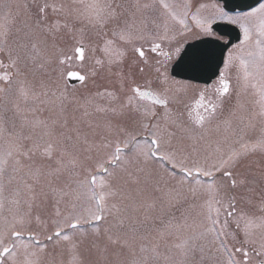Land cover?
<instances>
[{"label":"snow or ice","instance_id":"1","mask_svg":"<svg viewBox=\"0 0 264 264\" xmlns=\"http://www.w3.org/2000/svg\"><path fill=\"white\" fill-rule=\"evenodd\" d=\"M221 22L243 33L225 67L238 61L241 92L256 99L246 113L238 98L214 123L229 81L221 74L216 100L201 91L181 111L176 93L188 86L174 92L170 65L188 55L194 29L220 39ZM86 28L103 40L91 75L105 71L119 87L80 100L69 82L88 77L65 66L84 61ZM65 37L73 56L58 43ZM146 72L154 79L138 83ZM45 110L53 115L40 118ZM257 118L264 123V3L230 15L219 3L0 0V264H56L43 241L76 264H264V196L253 204L264 172L240 170L264 152V134L245 139ZM50 200L51 232L34 214Z\"/></svg>","mask_w":264,"mask_h":264},{"label":"rangeland","instance_id":"2","mask_svg":"<svg viewBox=\"0 0 264 264\" xmlns=\"http://www.w3.org/2000/svg\"><path fill=\"white\" fill-rule=\"evenodd\" d=\"M19 2H22V0H19ZM172 2H175L178 4L184 3V2H190L192 4V10L193 11H195L196 8H198L201 4L211 5L213 3H217L215 0H172ZM262 3H264V1ZM258 6H256V7H258ZM210 10L211 9H208V11H210ZM251 10H249V11H251ZM249 11H246V12H249ZM237 13H243V12H235V13L229 12L230 15H235ZM91 32H92V34H94L93 30H91ZM198 37H201V36H198L196 34L195 29H194V31L188 35V38L185 40V42L192 41ZM242 39H243V33H242L241 40ZM240 41L238 43H236L235 45H233L230 48V50L228 51L227 62H228L229 53L237 54L235 46L238 45L240 43ZM102 42H103V40L100 38L98 39V42L97 41H91L90 44H91L92 48H90V50L92 51L93 49H96V43L98 46H100V43H102ZM96 58H100V55H98L97 57H95V55H93L90 57V59L87 60L88 79L83 84L78 85L77 87H69V90L73 91V94L76 96L77 99L83 100L84 98L89 97L98 91H104L105 89L112 90L114 88L118 89V87H119V85L115 81V77L109 76L108 73L105 71H97V74L95 76L91 75V73L97 69V66L94 63V60ZM227 70L229 71V73H228L229 78L233 82L232 89H231L232 90L231 96L229 98V101L226 103L227 107H229V108L227 109V111H225L220 116V118H216V121H214V123L220 122V121H223V120L229 118L230 110L236 104V101L238 98L240 99L241 103L244 105L246 113L253 111V109L255 107L254 101H255L256 97H253L251 94L245 95L241 92L242 81L240 79L241 74L239 73V70H238V61H236L233 65L227 67ZM172 80H174L176 82V83L170 85L172 87V89L174 90V92L177 89H181L183 86H188L187 91H180V92L176 93L182 101V103L176 107L179 110L184 111L185 110L184 105H186V103H188L187 105H191L197 99L196 94L198 92V89H200V87H198L194 84H191L189 82H186V81H182V80L178 81L173 77H172ZM99 103L106 104L107 101L106 100H99ZM71 108H72V106L69 107V111H71ZM78 114L79 113H77V115ZM37 115L40 116V118H49L53 115V113H51L48 110H45L41 113H38ZM253 124H254V127L247 129V135L245 136L246 140L254 141L255 139L259 138L262 134H264V123H262L259 118L254 120ZM251 158H253V159L256 158L258 160V162L255 161V165H257L258 163H264V152L257 150L255 152L250 153V155L246 159H251ZM92 163H93V161L87 162L88 166H91ZM247 165L248 164L242 165L240 168H244L245 170H250L247 167ZM255 165H254V167H255ZM120 182L122 183L123 181L121 180ZM186 206L187 205H184V207H186ZM172 211L176 212V214L179 215V212L176 211L175 209H173ZM34 214H39L41 217V220L46 222V227H47V230L49 232H51L53 230L54 225L52 224V220L55 217H54V209L52 207L51 200L46 205H43L37 209H34ZM155 215H159V208L157 209V212L155 213ZM193 215H195V213H193ZM164 218L167 219V216H165ZM85 227L88 228L89 231L91 230L90 225H86ZM39 228H40V226L34 225V230L38 231ZM41 240L43 241V236H41ZM43 242L49 244L48 251L51 253L52 258L56 261V264H60L61 261H64L65 264H68V262H71V264H76V261L72 257H70L66 252L62 253L59 248L53 249L51 242H47V241H43ZM95 256H96V253L94 251L86 253L87 259H95Z\"/></svg>","mask_w":264,"mask_h":264},{"label":"water","instance_id":"3","mask_svg":"<svg viewBox=\"0 0 264 264\" xmlns=\"http://www.w3.org/2000/svg\"><path fill=\"white\" fill-rule=\"evenodd\" d=\"M230 12L248 11L263 0H216ZM221 36H227V43L216 39H199L186 45L185 52L172 66V75L195 83H209L219 72L227 49L241 39V31L236 25L218 23L214 26ZM78 83L77 80H71Z\"/></svg>","mask_w":264,"mask_h":264},{"label":"flooded vegetation","instance_id":"4","mask_svg":"<svg viewBox=\"0 0 264 264\" xmlns=\"http://www.w3.org/2000/svg\"><path fill=\"white\" fill-rule=\"evenodd\" d=\"M85 34H86V38H85L86 50H85V59H84V61L81 62L79 60L73 59V60L69 61L66 64L65 69L67 71H77L80 74L86 75L88 77V73H87V65H88L87 64V60L90 59V57L93 56V55H95V57H97L98 55H100V58H103V54L100 51V48L102 47L103 42L100 43V46H98L97 43H96V49L93 52V50L92 51L90 50V48H92L90 42L91 41H97L98 42V39L99 38L102 39V38L96 36L95 33L92 34L91 29H88V28L85 29ZM217 36H219L218 33H217ZM219 37H221V36H219ZM201 38H215V37H198L196 39H201ZM220 40L223 41V42H227L228 41V38L221 37ZM187 42H189V41H187ZM187 42H185V43H187ZM58 43L60 44V46L62 48H64L65 53L68 56H73V52H72L73 41L70 38L65 37L63 40L59 41ZM185 43L183 44V46L185 45ZM228 51L226 53L223 66L221 67V69L219 71V74L213 80H211L208 84L193 83V82L186 81V82H189L191 84H194V85L200 87V89H198V92L196 94L197 99L199 97L200 92L203 91L205 93V96H206V100L207 101L208 100H213V101L216 100L217 93H216L215 89L220 86V77H221V74H223L224 77L229 81V83L231 85V89H232L233 82L229 78V75H228L229 71L225 67V64L227 63V54H228ZM148 55L150 56V58H154L155 57V54L148 53ZM132 59H134V56L130 52L129 53V61H131ZM171 66H172V64L170 65V74H171ZM126 67H127V65H126ZM134 77H135V80L138 83H141L142 84L147 79H154V74H152L151 72H146L144 74H138L137 73V74H135ZM178 81H180V79H178ZM81 84H83V83H76L75 84V83H72L70 81L68 87H77L78 85H81ZM231 89H230V95L225 98L223 110L222 111H218V113H217V118H220V116L225 111H227V109L229 108V107H227L226 103L229 101V98L231 96V91H232ZM186 104H188V103H186ZM255 161L258 162V160L256 158L255 159H253V158H251V159H245L242 162L243 164H241V166L248 164L247 167L250 170H245L244 168H240V170L243 171V172H246V173H252V174H256V175H259L261 172H264V163H258L257 165H255ZM254 165H255V167H254ZM262 196H264V192H261L260 188L257 187L255 193L253 194V204L254 205L255 204H259V201H260V199H261Z\"/></svg>","mask_w":264,"mask_h":264}]
</instances>
